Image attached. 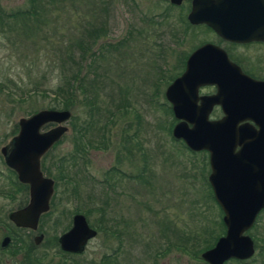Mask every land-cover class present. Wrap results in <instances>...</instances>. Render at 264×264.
Here are the masks:
<instances>
[{"label":"rangeland","instance_id":"rangeland-1","mask_svg":"<svg viewBox=\"0 0 264 264\" xmlns=\"http://www.w3.org/2000/svg\"><path fill=\"white\" fill-rule=\"evenodd\" d=\"M91 1L96 3V8L87 0L64 1L53 13L49 24L42 28L46 41L40 40L41 34L33 41H30L31 38L19 41L12 35L0 36V148L16 135L17 120L29 116L30 106L34 112L44 110L52 98L49 93L43 95L45 98L38 93L30 94L26 74L34 63V57H37L41 67L46 65V61L56 63L52 45L64 40L68 30L79 28L80 21L88 17L87 10L96 12L100 1L106 3L105 13H101L106 19V35L101 40L103 43L99 41L94 49L101 46L103 53L107 49L106 44L118 43L115 49L108 48L94 69L99 86L92 143L97 145L102 141L104 145L88 149L85 167L81 161H77L75 166L78 172L76 179L89 181L88 185L92 188L82 186L78 200L66 203L61 200L56 212L44 221L45 233H41L42 239L34 245L32 254L44 264H98L105 256L108 258L106 264H201V261L191 260L177 252L170 232H163V229L168 227V223L192 229L202 222L201 216L212 221L220 220L221 214L214 201L206 197V154L183 149L166 131L172 114L170 117L165 112L169 105L163 92L170 83L167 77L181 73L182 58H186L201 42L212 40L213 36L202 29H187V26L182 33L184 25L179 23L178 18L183 15L186 24L189 0L181 4V9L169 10L168 20L159 16L165 13L166 3L162 1ZM24 5L25 0H0V7L5 13L22 9ZM233 53L237 57H247L253 73L259 72L258 61L264 53L263 47L237 48ZM45 71L48 72L47 69ZM53 83L46 84L45 88L53 86ZM25 91L31 96L29 102L25 98L27 94H23ZM52 126L46 125L41 131ZM66 127L67 132L59 144L51 148L43 159L48 167L51 161H56L70 150L71 135L67 123ZM125 137L132 154L121 168L125 177L111 174L116 187L110 193L101 181L105 171L115 165V158H121ZM0 171H4L1 160ZM52 175L55 172L52 171ZM1 184L6 186V182L0 179ZM86 193L92 195L96 204L105 202L106 226L110 231L97 233L82 253L63 257L51 241L53 235L58 237L61 234L59 230L54 232L51 220L61 210L67 214L74 208L91 209L92 206L85 202ZM17 202L7 205L5 201H0V206L13 209ZM87 218L89 224H96L97 215L94 212ZM249 231L248 236L263 238L264 212ZM30 243L33 245L31 240ZM258 245L261 248V243ZM246 264H262L259 249H255L251 261Z\"/></svg>","mask_w":264,"mask_h":264},{"label":"water","instance_id":"water-1","mask_svg":"<svg viewBox=\"0 0 264 264\" xmlns=\"http://www.w3.org/2000/svg\"><path fill=\"white\" fill-rule=\"evenodd\" d=\"M156 1L178 7L185 0ZM186 19L230 42L264 41V0H191ZM208 85L215 86V94L200 98L195 107L196 89ZM163 96L175 120L171 138L190 152L208 154L207 183L223 214L224 235L200 254L201 264L250 259L253 242L245 233L264 210V81L245 76L221 50L206 44L185 60L183 71ZM219 103L223 118L208 121L210 108ZM69 118V111L44 109L17 120V133L4 156L6 166L28 189L27 204L8 215L17 228L35 231L39 217L49 210L53 181L42 176L39 159L67 132ZM46 125L53 126L41 131ZM95 236L84 216L76 213L56 242L60 251L80 254ZM41 238L35 236L34 245Z\"/></svg>","mask_w":264,"mask_h":264},{"label":"trees","instance_id":"trees-1","mask_svg":"<svg viewBox=\"0 0 264 264\" xmlns=\"http://www.w3.org/2000/svg\"><path fill=\"white\" fill-rule=\"evenodd\" d=\"M64 1L66 0H25V5L22 9L9 13H5L0 7V36L9 37L12 35L19 41L23 39L28 40L30 38V41H33L41 34L40 40L46 41L47 38L42 32V28L49 24L51 18L53 17V13L63 5ZM87 2L96 8V3L94 1L87 0ZM100 2L98 3L99 6L96 12H90V9L87 10L89 11L88 17L83 18L80 21L81 23H79V28L68 30L67 34L63 38L64 40L61 39L52 45L51 50L53 51V56H55L56 63L46 61V65L41 67V63L37 62V57H34V63L31 64L32 67L28 70V74H26V79L30 87V94L36 95V93H38L43 97L45 93H49L52 96V98L48 100L46 109L66 110L70 112V118L67 122L71 135L70 150L67 154L59 157L56 161H51L49 167L46 166L44 162L41 164V170L44 172L46 177H51L53 181V194L49 201V210L39 219L38 231L43 234L45 233L43 230L44 221L50 218L51 213L54 211L56 212L58 207L61 205V200L65 203L69 200H78L79 197H81L80 188L82 186L86 187V189H88V187L89 189L92 188L91 185H88L89 181L82 179L81 182L76 179L75 176H77L78 172L75 166L77 160H79L85 167L86 162L84 160L88 149H98L99 146L104 145L102 141L98 142L97 145L92 143L95 128L93 116L97 113V105L95 104L97 99L96 91L99 86L98 79L94 74V69L98 65V61L104 57V53L108 50V48L115 49V46L118 43L106 44L107 49L103 53L101 52V46L94 49L99 41L103 43L101 40L106 35V19L101 16V13H105L106 3L103 1ZM165 3V13L159 16L164 20H168V11L181 9V5L174 7L167 2ZM178 21L184 25L182 33H185L186 26L188 25L187 23H184L183 15H180ZM184 58H182V68ZM55 68H57V73L54 72ZM46 69L48 72L45 71ZM52 73L55 74L53 75ZM175 77L177 76H168L167 78L168 81L171 82ZM51 82H54L53 86L45 88V85ZM12 85L17 89L19 88L16 83H12ZM23 94H27L25 98L27 99L26 101L29 102L31 100V96H29L28 91H25ZM32 108V106L29 107L30 111L27 115L34 113ZM165 112L171 117L169 106L165 108ZM172 118L166 128L168 133L171 130V125L175 122ZM101 139H103L102 136ZM59 142L60 140L54 144L52 148L58 145ZM174 142H178L181 147L186 150L180 141L174 140ZM119 164V158L116 157L115 165L108 171H105L104 178L101 183L106 186V189L116 187V184L112 182L111 174L120 175L118 171ZM52 171L55 172V175H52ZM141 172H143V170ZM204 183L207 188L206 197L213 202L211 191L206 183V180H204ZM60 187L61 191H59ZM84 198L85 202L89 206H92V208L89 210L74 208V210L67 214L61 210L58 215L53 217L51 220L54 232L57 230L61 233L65 232L69 228L71 216L76 213L84 216L88 226L95 230L96 235L97 233L106 234L110 231L106 226L107 218L104 210V205H106L105 202L96 204L92 195L89 193H86ZM91 212H94L97 215L96 224H89L88 222L87 217L90 216ZM200 219L202 222L198 225H194L192 229H189L190 227H186V229L179 228L177 225H170L169 223L167 225L168 227H164L163 229V232L164 230H166V232H170L173 238L172 245L174 249L177 252L185 254L194 261H201L200 254L203 251L210 249L214 245L215 241L224 234V229L220 220L209 221L204 216H201ZM249 237L252 239L254 251L255 249H259L262 264H264V236L263 238H258L254 235H250ZM56 240L57 237L53 235L51 241L58 254L63 257L78 255L61 252L58 248ZM259 243H261V248L258 245ZM29 248V263L44 264L41 259H37L33 256L32 251L34 249V245L30 243ZM252 257L246 261L229 260L228 262L233 264H246L251 261ZM107 260L108 258L105 256L98 264H106ZM103 261L104 263H102Z\"/></svg>","mask_w":264,"mask_h":264},{"label":"flooded vegetation","instance_id":"flooded-vegetation-1","mask_svg":"<svg viewBox=\"0 0 264 264\" xmlns=\"http://www.w3.org/2000/svg\"><path fill=\"white\" fill-rule=\"evenodd\" d=\"M190 2H191V0L188 1V8H187V12H186V17H187L189 10H190ZM186 23L188 25L187 29H202L205 32H207L208 34L212 35L213 39L209 40V41H203L200 44H198L196 47H194L186 55L185 60H187V58L190 56V54L194 50H196L197 48H199L203 45L208 44V45H211V46L216 47L217 49L221 50L225 54L227 60L231 64L237 66L239 68L240 72L242 74H244L245 76L250 77L254 80L264 81V76H263L264 74H262V73H264V53L259 58V61H258V71L259 72L257 74L253 73L252 68L250 67V65H251L250 61L247 60L248 59L247 57H245V58L237 57L233 53L234 50L237 48H241V49H246L249 47H263L264 48V41H251V42H247V43H234V42H230V41H227V40L220 38L210 28H208L207 26H205L203 24L191 25L187 21V19H186ZM184 64H185V61H184ZM183 69H184V65H183ZM183 69H182V71H183ZM215 92H216V88L213 85L198 87L196 89V93H195V95H196L195 107L200 105V98L209 97L211 95H214ZM222 99H223V97H222ZM222 104H223V102H222ZM222 104L219 103V104L213 105L210 108V110L208 112V116H207L208 121H218V120H221L223 118L224 112L222 109ZM187 122H188V119H186V123ZM12 138L10 139V141L6 145H4L0 148V160H1V164L3 165V168H4V171H0V179L2 181L6 182V186H4L2 184L0 185V201H5L7 205H9L10 202L18 201L17 202L18 205L16 206V208H13V209H11L9 207H6L4 209V207L0 206L1 208L4 209V210L0 209L1 210L0 211V264H2V263L3 264H30L29 263L30 248H29L28 243H30V240L33 243L34 237L37 235L42 236V234L38 231L39 220H38L37 228L35 231H31V230L26 229V228H17L8 220V215L11 212L23 208L28 202L27 186L17 181L15 172L12 169H10L8 166H6V164L4 162V156H7L9 153V150L11 149L10 144H11ZM123 142L124 143L122 144L121 158L119 159L120 170H118L119 174L121 175L120 176L121 178L126 176V174L122 173L121 168L125 166V162L127 161V157H129L132 154L131 149H129L127 147L128 142H127L126 137L123 140ZM2 148H4L3 153L1 152ZM201 152L206 154L207 166H208V154L204 151H201ZM46 153L44 155H42L39 159V170H40L42 176H44V177H46V175L41 170V164L43 162V159H44ZM191 153H199V152H191ZM77 161H79V160H77ZM208 175H209V166H208L207 177H208ZM207 177H206V182H207ZM113 189H114L113 187L109 189L110 193H112L111 191ZM21 194L23 196L20 197ZM219 211H220V209H219ZM263 212H264V210H261L257 214V216H256V218H255V220H254V222H253V224L249 230H252V228H254L258 217ZM220 214H221L220 222L222 224L221 219L223 217V214L221 211H220ZM40 217H39V219H40ZM222 226H223V224H222ZM223 229L225 232L224 226H223ZM249 230L245 233L246 235H248V233L250 232ZM26 238L28 240H26ZM4 240H5V243H3ZM33 245H34V243H33ZM13 246H14V248H13ZM10 248L11 249L13 248V250L9 251ZM66 254H68V253H66Z\"/></svg>","mask_w":264,"mask_h":264}]
</instances>
